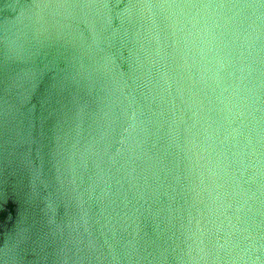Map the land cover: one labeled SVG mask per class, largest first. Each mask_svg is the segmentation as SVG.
<instances>
[{
	"label": "water",
	"instance_id": "obj_1",
	"mask_svg": "<svg viewBox=\"0 0 264 264\" xmlns=\"http://www.w3.org/2000/svg\"><path fill=\"white\" fill-rule=\"evenodd\" d=\"M0 264H264V0H0Z\"/></svg>",
	"mask_w": 264,
	"mask_h": 264
}]
</instances>
